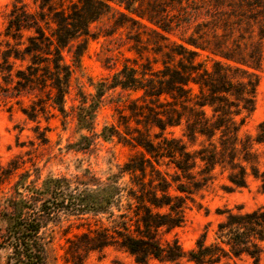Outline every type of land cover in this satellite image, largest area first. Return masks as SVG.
<instances>
[{
  "label": "trees",
  "instance_id": "trees-1",
  "mask_svg": "<svg viewBox=\"0 0 264 264\" xmlns=\"http://www.w3.org/2000/svg\"><path fill=\"white\" fill-rule=\"evenodd\" d=\"M35 1L36 12L25 0L13 2L0 69L10 66L13 71L20 63L18 90L45 94L50 106L65 115L73 67H80L81 55H74L73 65H69L63 50L86 35L89 25L104 14L106 2L113 0H69L70 5L62 10L55 7V0ZM202 40L189 38L176 45L165 54L163 69L157 72L139 73L125 65L111 83L94 85L96 95L89 98L80 93V129L92 131L103 97L108 91L122 89L143 91V99L149 102L132 109L143 118L136 123L152 125L159 133L136 129L131 141L141 151L106 182L88 170L74 181L49 178L40 189L32 188L29 197L10 201L11 213L3 211L8 228L2 248L10 250L5 264H49L50 241L43 231L66 215L87 214L106 216L108 224L102 222L78 238L80 247L71 242L78 249L72 264H87L82 252L107 248L129 254L135 264L151 260L173 263L184 258L195 264H264V207L250 212L227 209L213 242L208 243L204 233L190 251L178 239L166 238L185 224L187 205L216 181L218 172L227 174L230 190L247 188L253 177L264 191V161L255 150L264 145V121L255 137L242 134L255 111L259 82L247 68L259 63L244 62L227 48L214 49L207 38ZM201 52L210 54L201 59ZM43 101L39 97L30 112L24 109V113L34 118L46 112ZM176 127H183L182 137L166 134L168 128ZM119 134L115 127H105L100 137L110 141ZM77 146L89 149L92 139L83 136ZM126 177L128 182L123 181Z\"/></svg>",
  "mask_w": 264,
  "mask_h": 264
},
{
  "label": "rangeland",
  "instance_id": "rangeland-1",
  "mask_svg": "<svg viewBox=\"0 0 264 264\" xmlns=\"http://www.w3.org/2000/svg\"><path fill=\"white\" fill-rule=\"evenodd\" d=\"M13 2L15 0H0V63L7 49L4 33ZM65 2L55 0L54 4L62 10L70 5L69 0ZM25 3L33 12L38 9L35 0H25ZM106 4L104 14L89 25V32L63 50L69 65H73L74 55H81L80 67H73L65 115L50 106L45 94L31 95L18 90L16 75L20 63L13 71L10 66L5 71L0 69V264H5L10 254L8 248H2L8 228L3 211L11 213L10 201L29 197L32 188L40 189L49 178L74 181L88 170L106 182L141 151L131 141L136 129L148 128L152 135L159 133L152 125L136 123L143 118L135 116L132 109H140L149 102L143 99V91L122 89L108 91L103 97L92 131L80 129L77 117L80 93L87 97L96 95L94 85L102 81L111 83L125 65L139 73L157 72L163 69L165 54L171 53L176 45L189 38L202 42L205 37L214 49L222 46L221 49L227 48L229 54L242 57L244 62L260 64L247 68L259 82L255 111L247 118L242 134L255 137L264 121V0H113ZM201 54V59H205L210 53ZM39 97L44 100L46 112L31 118L24 109L30 112L32 102ZM39 105L37 103L38 110ZM105 127H115L120 134L105 141L100 137ZM166 134L180 138L183 127L168 128ZM83 136L92 139L89 149L77 146ZM255 150L264 161V145L256 146ZM123 181L128 182L129 177ZM230 189L227 174L218 172L216 181L199 193L194 203L187 205L185 224L166 238L178 239L183 249L190 251L204 233L207 242H213L227 209L243 208L250 212L264 207V191L255 178H249L247 188ZM102 222L108 224L106 216L87 214L66 215L60 222L50 224L43 231L50 241L49 264H72V256L78 249L72 247L71 242L75 241L80 247L82 243L78 238L99 228ZM82 254L87 264H135L129 254L115 248ZM149 264L195 263L184 258L173 263L151 260Z\"/></svg>",
  "mask_w": 264,
  "mask_h": 264
}]
</instances>
